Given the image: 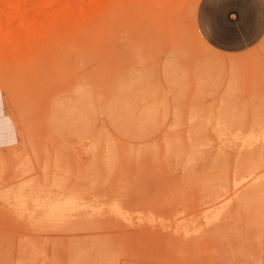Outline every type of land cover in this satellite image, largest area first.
I'll list each match as a JSON object with an SVG mask.
<instances>
[{
  "label": "rangeland",
  "instance_id": "1",
  "mask_svg": "<svg viewBox=\"0 0 264 264\" xmlns=\"http://www.w3.org/2000/svg\"><path fill=\"white\" fill-rule=\"evenodd\" d=\"M205 2L0 0V264H264V0Z\"/></svg>",
  "mask_w": 264,
  "mask_h": 264
},
{
  "label": "crops",
  "instance_id": "2",
  "mask_svg": "<svg viewBox=\"0 0 264 264\" xmlns=\"http://www.w3.org/2000/svg\"><path fill=\"white\" fill-rule=\"evenodd\" d=\"M218 0H206L200 10V24L205 36L215 45L236 44L241 41L242 15L239 11L227 13L216 5ZM226 14V15H225ZM238 36V38H237Z\"/></svg>",
  "mask_w": 264,
  "mask_h": 264
},
{
  "label": "bare ground",
  "instance_id": "3",
  "mask_svg": "<svg viewBox=\"0 0 264 264\" xmlns=\"http://www.w3.org/2000/svg\"><path fill=\"white\" fill-rule=\"evenodd\" d=\"M15 1V3H22V2H27L28 0H14ZM46 1H49V0H46ZM167 2H170V3H172L173 1H175V0H166ZM238 59H233V60H229L228 62H232V63H234V61H237ZM240 61V60H239ZM227 62V61H226ZM242 62V61H241ZM239 63V62H238ZM240 64V63H239ZM230 67V66H229ZM232 67H235V66H232ZM231 67V68H232ZM236 68V67H235ZM233 69V68H232ZM231 71V70H230ZM229 71V72H230ZM234 71H236V70H234ZM236 74H238L237 72H236ZM231 75H232V73L230 74V77H231ZM233 77V76H232ZM231 77V78H232ZM232 80V79H231Z\"/></svg>",
  "mask_w": 264,
  "mask_h": 264
}]
</instances>
